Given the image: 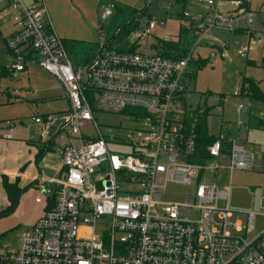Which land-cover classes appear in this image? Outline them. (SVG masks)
Here are the masks:
<instances>
[{"label": "built area", "instance_id": "1", "mask_svg": "<svg viewBox=\"0 0 264 264\" xmlns=\"http://www.w3.org/2000/svg\"><path fill=\"white\" fill-rule=\"evenodd\" d=\"M199 1V11L175 12L179 29L195 36L186 55L159 52L162 38H153V30L166 18L137 12L128 48L108 47L103 39L90 59L74 65L44 0H0V20L13 26L0 32L12 56L8 68L37 64L61 82L68 100L64 111L32 117L39 139L63 138L56 151L60 171L37 175L35 199L43 201V212L15 245H0V264H264V224L255 228V215L264 211H244L245 223L229 220L230 176L225 186L202 177L206 169L247 170L254 153L231 138L223 154L222 133L207 146V160L189 161L194 142L182 107L190 63L210 30L244 29V55L251 44L264 45V29L249 28L247 0ZM114 10L113 2L102 4L101 22ZM259 21L264 25V16ZM147 36L150 51L140 52ZM98 112L141 123L126 134L125 149H109ZM169 184L192 190L165 199ZM260 202L264 208V196Z\"/></svg>", "mask_w": 264, "mask_h": 264}, {"label": "rangeland", "instance_id": "2", "mask_svg": "<svg viewBox=\"0 0 264 264\" xmlns=\"http://www.w3.org/2000/svg\"><path fill=\"white\" fill-rule=\"evenodd\" d=\"M251 2L253 7L260 10V13L256 12L257 10L252 11V22L249 23V28L263 30L264 25L256 20V15L264 16V0H251ZM45 3L58 35L62 33L63 36L77 37L97 43L105 38L99 32V10L97 11L95 8L96 4L86 0H50L49 3ZM144 3L141 6L144 5L146 14L166 18L163 24H158L153 30V38L164 39L168 36L170 39L178 35L180 29L175 19V12L180 9L179 7L159 8L155 6L154 0H148ZM128 5L138 6L139 4ZM200 5L202 6V4ZM135 9L137 10L136 13L141 12L138 8ZM95 17L97 24L94 25ZM110 17L101 22L105 28L113 23V19ZM239 20L243 21V16H240ZM114 26L111 27L115 28ZM214 32L215 30H213ZM244 34L231 36L227 45L221 41H216L222 46V51H226L227 57H222L219 52L208 57L209 62L197 70L194 79H192L191 88L184 92V99L188 106L192 108L211 106L209 114L206 115L207 127L211 133L218 135L223 133L229 137L235 133H239L241 137L246 135L247 142L242 140L241 143L254 152V164L247 170L234 169L230 173L228 169L221 168L215 171L206 169L202 173V177L207 181L215 182L221 186L228 185L230 176L228 205L232 209V214L229 220H239L241 223H245L244 211H264L260 202L264 196V129L253 127L246 131V126L240 124L245 119L249 109L250 112H253L254 119L259 117L260 112L258 110L264 111V102L250 100L247 96L241 95L238 89L243 74L255 79L263 78L259 85L264 89V67L261 66L264 65V45L251 44L249 50L244 55H240L239 49L247 42V34ZM127 39L129 41V38ZM149 40L148 36L144 37L139 41L137 49L140 52L150 51L148 48ZM204 55L208 56V52ZM247 58L256 61L257 65H246L245 59ZM70 59L74 65L77 64L71 57ZM0 61L4 64L9 63L8 58L1 52ZM0 85L1 88H8V91L19 87H29L33 91L31 96H20L11 103H5L6 93L0 91V119H9L10 122H14L12 126L14 136L15 130H19L24 136H38L31 115L55 112L68 106L61 82L54 75L38 66L31 69L29 78L25 77L23 73L18 74L17 77H2ZM27 97L29 100H26ZM96 117L100 123L101 131L106 137L109 149L113 152L125 149L122 141H128L126 134L131 129L141 126L140 122L121 114L98 112ZM20 119H23V124L19 123ZM62 140L63 138H57L53 151L46 153L51 161L54 160V153ZM37 143L38 139L32 142L35 147L40 146ZM42 171L50 172L46 167L42 168ZM191 190L192 187L189 186L169 184L167 190L164 191L163 198L167 199L174 196L179 198L181 193ZM35 195L36 191L32 193L28 190L21 199L19 207H15L7 214H0V233L3 232L0 235V245H15L20 233L28 227L25 224V216L39 215L43 212V201H36ZM222 205L223 203L220 202V206ZM263 224L264 217L256 214L255 228L258 229Z\"/></svg>", "mask_w": 264, "mask_h": 264}, {"label": "trees", "instance_id": "3", "mask_svg": "<svg viewBox=\"0 0 264 264\" xmlns=\"http://www.w3.org/2000/svg\"><path fill=\"white\" fill-rule=\"evenodd\" d=\"M155 6L162 5V2L170 3L172 7L176 6L180 9H177L176 12L180 13L181 9H185L187 0H154ZM115 5V10L111 15L113 23L108 25L105 28V25L100 23V29L103 31V36H105L104 41L108 47H116L119 49H126L129 47L128 35L134 26L137 24L134 20L136 14L135 8H130L127 5L119 4L113 2ZM141 12H145L146 9L142 7L139 9ZM115 25V26H114ZM114 26L115 28H112ZM240 32H245L244 29H236ZM195 40V36L185 31V29H180L178 35L174 38L168 40L159 41V52L163 55L171 58H179L186 55L190 50L191 46ZM64 44L68 50L69 57L77 64H81L86 60L91 58V55L96 50L98 43L89 42L84 39L76 38H65L63 39ZM133 49V46L130 47ZM209 56H204L202 54H195L193 60L191 61L190 77L194 79L198 69L203 68L209 62ZM255 63L253 60L246 59L245 64L250 65ZM256 64V63H255ZM1 69L0 75L6 74V69L3 67ZM6 71V72H5ZM263 78L255 79L251 76L242 75L239 91L241 95L247 96L250 100L264 102V89L260 87ZM183 114H184V128L186 136H192L194 145L193 151L189 153V161L204 162L209 158V153L207 151V146L211 144L215 138L218 137V134H213L208 130L207 127V114L211 109V106L205 105L203 108L195 107L192 108L188 106L183 97L182 102ZM255 127L264 128V119L260 117H255ZM230 137L224 134L222 138V153L227 154L230 150ZM40 146L37 147V151L34 155L35 162L39 161L45 152L53 149L54 139L50 138L49 140L39 141ZM1 183L6 193L8 204L4 209L0 211V214H7L15 209L21 194L28 187V184L24 187H21L18 183L19 180L16 177L14 180H9L5 174H1ZM3 232L0 233V235Z\"/></svg>", "mask_w": 264, "mask_h": 264}, {"label": "crops", "instance_id": "4", "mask_svg": "<svg viewBox=\"0 0 264 264\" xmlns=\"http://www.w3.org/2000/svg\"><path fill=\"white\" fill-rule=\"evenodd\" d=\"M44 1L49 3L50 0H44ZM86 1H90L94 4H96L95 8L97 11L99 10V14H100L101 5L104 3L115 2V3L127 5L130 8L141 9L142 7H144V5L141 6V4L144 3L145 1H148V0H86ZM247 2H248L250 10H252V11L257 10L256 12L260 13V10L257 9V7H253L251 0H247ZM128 4H139V5L138 6H131ZM167 4L168 3L162 2L161 6L158 5L156 7L167 8V7H169V6H167ZM200 4H201V2L199 0H187V4L185 6V9H188L191 11H199L201 9ZM257 15H256V20L258 21L259 19H257ZM239 22L243 23V21H240V20H239ZM95 23L97 24L96 17H95V21L93 20L94 25H95ZM100 23H101V20H100V15H99L98 25H100ZM260 23L263 24L262 21H260ZM12 28H13V26L11 23L7 22L5 19L0 20V32L2 34L6 33V32H10L12 30ZM213 30H215L214 33H213ZM244 33L245 32H240V31L226 32V31H220L218 29H212V30H210L209 34L206 35L201 40L199 50L201 51L202 55H204L206 52H209V51L212 52L214 50L215 54H216V52H219L222 55V57L223 56L227 57L226 51L225 52H224V50L222 51V46L220 44H217L216 41H221V42L223 41L224 45H227L228 41L231 40V36L234 35L233 37H235L236 35H239V34L245 35ZM59 35L62 39H65V38L81 39V38H77V37L63 36L62 33H59ZM246 40H247V38H246ZM91 42H94V41H91ZM0 52L3 53L9 60V63H7V64H4L3 62L0 61V68L3 67L7 71V72L5 71L6 72L5 75H0V81H1L2 77H17L18 74H21V73H23L25 77L29 78L30 73H31V69L38 66L35 63H27L25 68L21 71H16L14 69L8 68V65L12 62V56L3 48L1 35H0ZM248 59H250V58H248ZM250 60H253V59H250ZM254 62L256 63V61H254ZM255 63H252L250 65L256 66L257 63L256 64ZM261 66L264 67V65H261ZM0 74H1V69H0ZM191 83H192V80L190 81V86H191ZM3 89L4 88H1V85H0V91H5V93H6V96L4 98L5 103H11L15 99H18L20 96L21 97H26V96L29 97L33 94V91L31 89H29V87L28 88H26V87L14 88L12 91H10V90L8 91V88L4 89V90ZM28 97L26 98V100L27 99L29 100ZM65 97H66V95H65ZM66 99H67V97H66ZM249 106H251V105H249ZM65 109L55 111V112H47V113L61 112V111H64ZM258 111L260 112L259 117L264 119V111H262L260 109ZM47 113H34L33 115H31V120H32V117L34 115H44ZM252 113L253 112H250V109H249V111L245 115V119L240 122V124H244V126H246V128H245L246 131L255 127L256 119H254V116L252 115ZM6 120H9V119H5V120L0 119V211L2 209H4L6 207V205L8 204V199H7L6 193H5L4 188L2 186V183H1V174H5L9 178V180H14L17 177L19 180L18 184L21 187H24L28 184V187L25 189V191L21 194V196L19 198V201L16 205V208H17L20 206L21 199L25 195V192H27L28 190H30L32 193H34L36 191L35 198L39 194L38 193L39 192L38 191V182L36 180L37 175H43V176H47V177H55L59 174L60 166H61L60 161L56 155V152L54 153L55 157H54V160H52V161L46 155L47 152L53 151V149L45 152V154L42 156V158L39 161L35 162L34 155L37 151V147H35L32 144V142L34 140L38 139V143H39V141H40L39 138L37 136L36 137L24 136L23 134L20 133L19 130H15V136H14V134H12V132L14 131V130H12V126L14 125V122L10 128L8 125H5L4 122ZM19 123L23 124V119H20ZM33 123H34V121H33ZM259 127L263 128L261 126H259ZM6 133H9L10 136L6 137L5 136ZM231 136L232 137H230V138H233L235 141L242 144L245 148L251 150V148H249L248 146H245L243 143H241L242 140L247 142L246 135H245V137H241L239 133L238 134L235 133L234 135L231 134ZM52 138L57 139V138H60V136L57 135L56 137L54 136ZM241 138H243V139H241ZM56 142L57 141L54 140L53 148L56 145ZM248 142L250 143L251 141H248ZM54 155H50V156H54ZM51 159H53V158H51ZM225 159L226 158L224 155L222 161H225ZM44 167H46L50 172L42 171V168H44ZM41 214L39 213V215L35 214L32 216H25L26 217L25 224L28 225V227L31 226L32 223Z\"/></svg>", "mask_w": 264, "mask_h": 264}, {"label": "water", "instance_id": "5", "mask_svg": "<svg viewBox=\"0 0 264 264\" xmlns=\"http://www.w3.org/2000/svg\"><path fill=\"white\" fill-rule=\"evenodd\" d=\"M259 17H260V16H259V14H258V15H257V19H259Z\"/></svg>", "mask_w": 264, "mask_h": 264}]
</instances>
